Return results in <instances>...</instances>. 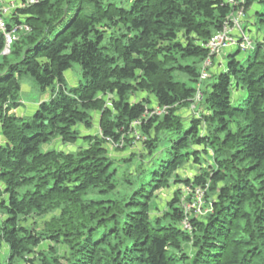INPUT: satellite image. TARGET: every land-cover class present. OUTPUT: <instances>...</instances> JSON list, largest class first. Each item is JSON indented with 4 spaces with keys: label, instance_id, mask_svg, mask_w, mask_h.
I'll use <instances>...</instances> for the list:
<instances>
[{
    "label": "trees",
    "instance_id": "16d2710c",
    "mask_svg": "<svg viewBox=\"0 0 264 264\" xmlns=\"http://www.w3.org/2000/svg\"><path fill=\"white\" fill-rule=\"evenodd\" d=\"M253 3L264 0H245L246 16ZM231 10L227 0L16 10L9 23L31 29L0 54V264H264V35L247 54L212 56L200 80L204 44ZM74 62L81 78L68 87ZM24 76L56 87L17 116ZM78 139L74 151L53 144ZM137 143L119 175L108 148ZM197 188L207 210L187 215Z\"/></svg>",
    "mask_w": 264,
    "mask_h": 264
},
{
    "label": "built area",
    "instance_id": "2783aa9c",
    "mask_svg": "<svg viewBox=\"0 0 264 264\" xmlns=\"http://www.w3.org/2000/svg\"><path fill=\"white\" fill-rule=\"evenodd\" d=\"M36 0H25L20 1V3L15 4L14 1L7 2L6 0H0V33L3 36V47L0 51L1 55H7L11 51V47L18 40L20 35L30 31V26L24 22H10L9 18L13 17L18 8H24L28 4L34 3ZM233 10L228 14L227 18L222 24V27L217 31L205 44L204 46L208 49V56L203 62V66L200 72V80L208 77V72L206 66L211 64V57L216 54H221L225 49L231 47H239L241 49L252 48L253 40L247 34V30L243 27V21L246 17L245 7L243 6L245 0H227ZM196 101L201 98V92L198 90L196 93ZM195 103L192 105L194 108ZM162 110L155 109L150 112L152 114L161 113ZM138 121L132 122L133 126L138 125ZM136 139L140 138L137 131L133 132ZM117 145H121L120 143ZM197 198L193 202H183L181 203L182 209L185 214L188 215L191 211H200L204 209L203 207V196L204 190L197 188L194 192ZM207 210V209H206ZM205 210V211H206ZM201 211V212H202ZM200 212V213H201ZM181 225L184 229L191 231V225L184 217Z\"/></svg>",
    "mask_w": 264,
    "mask_h": 264
},
{
    "label": "rangeland",
    "instance_id": "374dc122",
    "mask_svg": "<svg viewBox=\"0 0 264 264\" xmlns=\"http://www.w3.org/2000/svg\"><path fill=\"white\" fill-rule=\"evenodd\" d=\"M256 7L252 8L251 14H248L244 21H243V27L244 29H246L247 34L249 35V37L254 40L255 37L259 34V35H264V23L262 21H259V18L256 17L255 20V14L254 11L257 9H261L262 12H264V4L262 3V6L259 3L255 4ZM236 47H231L228 49H225L220 55L218 54V58L219 56H221L222 54H224V52L228 51V50H234ZM248 52H250V50L246 52V50H242L241 53L243 54H247ZM81 78V69H80V65L79 63H72L71 64V68L67 71L64 72V79H65V83L66 85L69 86H74L75 84L78 83V81ZM56 87V84H52L50 87L46 88V89H40L37 84L34 82V80L30 77V76H24L23 78H21V91H20V99L23 101L22 104L19 106L18 110L22 113H24L23 115H28L33 113V105L34 104H38L40 101H46L49 99L51 91L53 88ZM35 106V105H34ZM193 110H196V108H194ZM13 113V112H11ZM188 113V112H187ZM190 113V112H189ZM196 113V112H195ZM186 115V114H185ZM95 122H97V115H95ZM96 126H94L93 129H90L91 131H95L96 130ZM59 141H55L53 142L56 143L55 147L59 148V149H63V150H68V151H74L78 146H80L82 144V139H78L76 143H72V144H62V143H58ZM52 144V145H53ZM138 144V143H137ZM82 145H86V143L84 142ZM139 145V144H138ZM140 147V145H139ZM108 154L109 156H111V158H113L115 161H117V165L121 164L122 161H126L129 160L128 158H130L132 156V153H135L137 157L138 153L141 151V147L140 150L137 149L136 147H128V149L126 150H122L121 148H108ZM138 158V157H137ZM136 158V159H137ZM136 159H134L133 161H136ZM149 159H144L143 163L146 164L148 162ZM128 163H124L121 164V166H119V175L121 174V170H123ZM134 162H132V167L134 166ZM189 173V171H188ZM181 175L184 176H189L191 173L186 174L185 172H180ZM118 176V175H117ZM165 191H160L158 190L157 192L160 193L162 192L163 195H161V197H164L166 195H170V189H164ZM186 194L187 191H185ZM188 196V195H187ZM197 198L196 194L193 193L192 197L190 198L189 202H193L195 199ZM167 200V199H165ZM188 202V201H184ZM206 210V208L203 209V211ZM202 211V209L200 211H196V212H192L194 214H200V212ZM202 211V212H203ZM191 212H189L190 214ZM44 248L46 247V244L43 246Z\"/></svg>",
    "mask_w": 264,
    "mask_h": 264
},
{
    "label": "crops",
    "instance_id": "0c3cea01",
    "mask_svg": "<svg viewBox=\"0 0 264 264\" xmlns=\"http://www.w3.org/2000/svg\"><path fill=\"white\" fill-rule=\"evenodd\" d=\"M6 1H7V2L14 1L15 4H18V3H20L21 0H6ZM255 4H256V3H253L252 6H250V10H251V11H252V8H255V7H256ZM250 14H251V13H250ZM20 91H21V89H20ZM19 101H20V105H21L23 101L20 99V96H19ZM40 102H42V101H40ZM40 102H39V103H40ZM39 103H38V104H34L35 106L33 105V108H32L33 112L37 109ZM20 105H19V106H20ZM19 106L16 107V108L11 109V110H10V113L13 112V113H14L15 115H17V116H25V115H23L24 113H22L23 111L20 112V111L18 110ZM31 114H32V113H31ZM31 114H28V115H31ZM186 114H189V113H186ZM0 142H3V137H2V135H1V133H0ZM136 148L140 150L139 145H137Z\"/></svg>",
    "mask_w": 264,
    "mask_h": 264
}]
</instances>
